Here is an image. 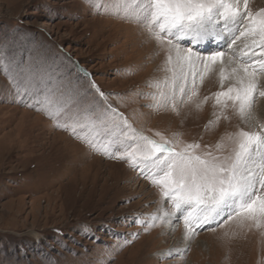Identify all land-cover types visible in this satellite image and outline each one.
<instances>
[{
    "label": "rangeland",
    "instance_id": "obj_1",
    "mask_svg": "<svg viewBox=\"0 0 264 264\" xmlns=\"http://www.w3.org/2000/svg\"><path fill=\"white\" fill-rule=\"evenodd\" d=\"M97 3L100 10L89 0H0V264H264V227L238 219L195 228L179 243L183 217L160 189L126 159L104 154L105 146L119 155L134 141L109 145L108 137L94 148L84 129L62 126L75 112L111 108L137 133L199 144V154H221L218 143L227 151L230 135L252 130L232 107L216 104L218 65L197 78L190 101L153 107V85L171 76L166 50L141 24L108 14L112 0ZM248 7L255 13L264 0ZM226 36L223 51L231 54ZM179 43L205 56L222 49ZM261 103L257 96L253 113L264 123ZM165 210L171 222L151 220Z\"/></svg>",
    "mask_w": 264,
    "mask_h": 264
},
{
    "label": "snow or ice",
    "instance_id": "obj_2",
    "mask_svg": "<svg viewBox=\"0 0 264 264\" xmlns=\"http://www.w3.org/2000/svg\"><path fill=\"white\" fill-rule=\"evenodd\" d=\"M89 2L100 10L97 0ZM248 4L249 0H112L104 7L108 14L141 24L166 50L165 70L171 76L153 85L158 90L153 96L157 101L153 107L170 106L175 110L178 102L190 101L197 95V78L203 82L219 66L222 90L215 94L216 104L225 109L232 107L252 129L230 135L231 147L227 151L222 143L215 146L221 154L210 151L199 154L196 151L199 144L179 147V141L158 142L137 133L111 108L99 115L95 110L75 112L70 122L62 125L74 134L77 128L84 129L89 133L86 142L94 148L108 137L112 138L109 145L133 140L134 144L125 145L119 155L110 152L107 146L104 154L126 159L160 189L173 212L183 217L185 240L192 238L195 228L213 223L220 227L233 219H238L241 225L264 227V123L256 121L253 115L257 96L264 97L260 85L264 78V9L253 13ZM221 21L222 27H217ZM225 31L231 34L229 47L241 37L250 40V44L245 43L239 54L215 50L205 56L179 43L186 38L195 44L223 40ZM225 81L231 83L223 90ZM51 103L46 96L44 106ZM66 105L67 102L59 103L57 112ZM173 212L165 210L151 220H162Z\"/></svg>",
    "mask_w": 264,
    "mask_h": 264
},
{
    "label": "bare ground",
    "instance_id": "obj_3",
    "mask_svg": "<svg viewBox=\"0 0 264 264\" xmlns=\"http://www.w3.org/2000/svg\"><path fill=\"white\" fill-rule=\"evenodd\" d=\"M222 25H223V23H222ZM217 27H219V25H217ZM226 34L228 35H230V33L229 32H227V31H225L224 32V37H227L226 36ZM237 35H238V33H237ZM187 39H189V38H187ZM214 42H217L216 44H218L219 42H220V46H222V49H220V50H223V47H224V43H225V39H223V40H219V41H216V40H209V41H205V42H203V43H200V44H195V47H196V45H198L201 49L203 48V50L204 49H208L209 47H213V46H215V43ZM245 43H248V44H250V40H247V39H245L244 37H241V39L240 40H237V42H236V45H234V46H232L233 47V49H234V52L235 53H237V54H239V50L240 49H244V45H245ZM210 44H212L211 46H209ZM231 47V48H232ZM214 48V47H213ZM231 48L228 46L227 47V49L229 50H231ZM227 50V51H228ZM230 50H229V52H230ZM246 50V49H245ZM205 51V50H204ZM234 52H232V53H234ZM231 53V54H232ZM228 54H230V53H228ZM230 54V55H231ZM244 59H247V57H244ZM217 68V67H216ZM264 82V81H263ZM262 84V83H261ZM261 110L263 111L264 110V103H261ZM253 115H254V113H253ZM165 219V223H166V221H168V222H171V220L173 219V215H171V216H169V217H165L164 218ZM169 225V224H168ZM263 231V230H262ZM261 232V231H260ZM257 233H259V231L257 230ZM180 235L181 234H179V238H180ZM182 237V236H181ZM190 240H185L184 239V236L179 240V243L180 242H185V243H188ZM263 242H264V240H263ZM254 244V243H253ZM262 245H264L263 243H262ZM260 246H261V243H260Z\"/></svg>",
    "mask_w": 264,
    "mask_h": 264
}]
</instances>
